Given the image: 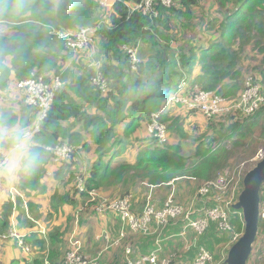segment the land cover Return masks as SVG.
I'll list each match as a JSON object with an SVG mask.
<instances>
[{
    "label": "trees",
    "instance_id": "16d2710c",
    "mask_svg": "<svg viewBox=\"0 0 264 264\" xmlns=\"http://www.w3.org/2000/svg\"><path fill=\"white\" fill-rule=\"evenodd\" d=\"M142 1L120 0L102 8L99 0H0V25L6 29L0 32V96L7 102L0 109V123L22 121L32 129L37 120L38 109L25 103L26 95L16 87L17 82L31 78L49 82L56 77L62 83L35 132L36 146L42 154L41 166L30 180L14 186V203L8 193L2 204L0 234L14 228L23 236V246L20 257L7 262L1 254L0 264H61L66 253L77 245L80 254L95 257L93 250L86 247L92 235L110 225L117 229L120 224L116 213L93 212L96 202L88 203L90 191L104 185H121L125 176L131 174L147 185L141 197L147 199L151 191V202L159 205L154 198L171 182L186 179L190 184L195 182L198 190L202 183L215 181L228 164L227 148L212 151L217 142L219 145L229 139L240 146L255 127L264 131V107L245 118L238 113L220 116L208 121L209 126L221 131L219 136L207 140L201 139V134L188 158L182 153L181 140L192 143V137L185 130L183 118L170 117L167 110L160 115L157 122L166 127L167 139L163 144L147 131L152 115L162 109L184 75L191 77V89L197 86L228 100L236 99L242 89L241 71L236 65L240 53L252 43V49L262 53L258 74L252 77L264 92V46L259 47L264 44V0H178L174 8L157 7L158 16L153 18L140 10L132 11ZM207 1L214 7L205 11ZM88 27L97 28L94 47L80 50L68 63L73 50L65 35ZM211 30L213 36L207 46L193 45L199 41L197 35ZM177 36L182 37L183 43L179 49L175 46ZM123 46L144 48L142 57L146 58L135 71L129 68ZM91 57L100 68L90 66ZM98 74L108 84L106 94L92 84ZM10 91L13 98L9 97ZM190 113L197 114L196 119L201 116L198 112ZM119 135L126 141L133 139L128 143L127 156L124 145V149L114 150ZM170 135L177 142H172ZM122 141L119 138L117 143ZM64 144L73 149L72 155L69 160L54 164L53 155L46 148ZM84 155L97 156L89 169L85 165L90 156L84 159ZM152 172L162 175L158 176L161 179H155ZM51 183L53 189L49 187ZM149 186H153L151 190ZM263 187L264 182L259 189V201L263 199ZM3 189L2 182L0 191ZM214 191L209 194V207L215 205ZM129 193L132 192L126 191L115 200ZM138 196L132 193L130 199L136 215L142 212L135 210ZM144 201L146 205L147 200ZM161 208L159 205L157 210ZM243 221L230 219L229 224L240 233ZM258 232H264L261 219L257 222L256 237ZM200 239L197 243L204 247ZM130 246L137 256L136 245ZM151 251L153 248L148 253ZM195 254L194 248L183 258L192 264ZM165 256L160 254V258Z\"/></svg>",
    "mask_w": 264,
    "mask_h": 264
},
{
    "label": "built area",
    "instance_id": "2783aa9c",
    "mask_svg": "<svg viewBox=\"0 0 264 264\" xmlns=\"http://www.w3.org/2000/svg\"><path fill=\"white\" fill-rule=\"evenodd\" d=\"M120 0H114L118 2ZM113 3V4H114ZM178 0H143L140 4L133 6L132 11H141L143 15L149 18L157 17V7H163L166 9L174 8L177 6ZM99 4L102 8H108L113 4L109 3V0H99ZM97 28H82L79 31L65 35L69 38L68 46L73 50H82L93 46V38ZM122 50L127 54L129 59V66L131 71H135L137 65L143 62V59L138 57V46L130 47L123 46ZM92 84L97 86L102 94H106L109 91L108 84L100 74L93 79ZM61 81L59 78H53L49 82H44L42 78H31L25 81L16 83V87L22 90L25 95V103L29 107L38 109V117L32 128L35 132L39 129V124L46 117L47 111L50 108L55 92L60 88ZM180 105L187 112H198L206 120H213L220 116H230L235 113L240 114L242 117H249L256 113L261 107H264V92L261 91L260 87L254 82L252 76L245 79L242 86L241 92L236 99L228 100L226 97L218 96L208 91L200 90L197 86L194 89L190 88V84L182 81L169 98L165 102L162 109L152 115L151 123L148 125L147 131L151 135L158 138V141L163 144L166 142V127L165 124H159L157 121L160 115L166 112L168 106ZM236 118V117H235ZM47 151L53 155V163L59 164L63 161L70 159L73 149L69 145L55 146L53 148L47 147ZM264 158V152L260 153L259 160ZM244 175V174H243ZM242 175V176H243ZM245 176V175H244ZM244 178V177H243ZM243 180V179H241ZM230 180L219 178L217 181L204 182L198 189V194L207 196L212 190L214 202H222L227 208L230 205L232 198L228 201H221L219 197H222L226 193V187L229 185ZM240 182H234L231 192L236 191L237 185ZM2 182H0V188ZM153 186L150 187L152 189ZM242 189V182H241ZM264 188V187H263ZM240 192V191H239ZM238 192V193H239ZM88 203L92 204L96 202L93 207V212L96 214H102L106 212L116 213L119 217L120 230L115 237L103 230L97 235L96 240L105 245L102 253L108 251L111 248H118L120 245L126 246L123 241L126 239L127 234L135 235L136 232H146L149 230L152 233L154 230H158L161 226H168L170 222L180 219L185 229L196 234V237L202 236L208 231L211 224L216 223L221 230H226L231 234V240L228 245L227 252L230 247L237 242L241 237L240 234H236L232 231L231 226L228 222V215L226 211L220 209L218 206L206 208L202 215L193 217L191 210L181 208L173 204L172 194L167 198L163 207L159 210L154 209L151 202V197H147V203L144 205L141 214L136 215L132 206H130L131 195L123 197L119 200L101 199L97 191L92 190L88 193ZM99 199V200H98ZM234 205V204H233ZM232 205V207H233ZM151 206V207H150ZM258 218L264 221V191L263 199L259 201L258 205ZM153 226H155L152 231ZM180 235H183L182 232ZM171 237V236H170ZM169 238V237H168ZM14 240L17 246H23V236H21L14 228L10 229L7 234H0V255L3 249V243L6 241ZM73 251L66 253L65 259L61 264H101V254L95 255V257H88L86 254H80L79 245H77ZM196 249V254L192 264H214L213 254L206 250L202 246L196 244L193 245ZM191 246L187 245L186 249H190ZM192 250V249H191ZM161 251V250H160ZM123 262L121 264H171L167 257L164 258L156 256L157 251L153 250L150 253L144 255L140 259H131L133 254L132 249L125 251L124 249ZM227 256V254H226ZM226 256L224 259L226 260ZM125 261V262H124Z\"/></svg>",
    "mask_w": 264,
    "mask_h": 264
},
{
    "label": "rangeland",
    "instance_id": "374dc122",
    "mask_svg": "<svg viewBox=\"0 0 264 264\" xmlns=\"http://www.w3.org/2000/svg\"><path fill=\"white\" fill-rule=\"evenodd\" d=\"M109 3L113 4L114 0H109ZM213 7L214 6H212L210 1H207L205 3V11H207L208 9H211ZM5 30L6 29L0 25V32H2V33L6 32ZM213 31L214 30L207 31V33L204 32L200 36L197 35L196 38L199 41L197 43L194 42L193 45L199 44L201 47L207 46L209 44V40L213 36ZM177 37H178V39L175 41V46L177 49H179V47L183 43L181 41L182 37L181 38L179 36H177ZM254 45H255V43H254ZM252 46H253V43L248 45L246 47V50L243 53H240L239 59H238L237 65H236V68L239 71H241V77L239 80V84H240L241 88L244 84L245 79L249 78V76L258 74L257 68L262 63V61H261L262 53H260V52L257 53L256 49H252ZM262 46H264L263 43L259 47H262ZM183 49H184V47H183ZM140 50H141V52H140ZM78 52H80V50L72 51L73 55L69 59L68 63L69 62L71 63L72 58L77 56ZM143 52H144V48L143 47L140 48V46H138V57L140 59L145 60L146 57L145 56H144L145 58L142 57ZM93 53H94L93 50H91V54H93ZM128 61H129V59H128ZM90 66H92L94 69L100 68V64L95 62L93 60V57H91ZM199 68L196 70L197 72H199ZM197 72H195V74ZM190 78L191 77L188 78L186 75H184V80H181L180 83L178 84V86L181 84L182 81H185V83L190 84V83H188V81L191 80ZM61 86H62V83H61ZM11 92L12 91L9 92V97L13 98V96H15V95L14 94L12 95ZM0 95H2V94L0 93ZM6 106H7L6 100L0 96V109L4 108ZM167 115L168 116L179 115L180 118H183L185 130L192 137V139H191L192 143L190 141H186L184 139L181 140V142L183 143V152L182 153L187 158L191 157L193 155L195 146L200 142L198 137L201 134H202L201 139L210 140L212 138H217L221 132L220 130H218V128L214 129L213 127H211V125L209 126L208 125L209 120H206L202 116H200L199 119H196L197 114L187 112L185 110V108H183L180 105H176L175 107L173 105L168 106ZM216 119L217 118L213 119L212 122L215 121ZM199 125H200V127H199ZM208 127H210V128H208ZM117 132L118 133L121 132V129L119 127H118ZM119 138L121 141L123 140L122 135H119V137L116 139V141H114V144H116L114 150H122V149H124V146H125V150L123 152L125 153V156H127V154L130 151V146L128 143L130 141L133 142V139L129 140V141L123 140L120 144H118L117 140ZM170 139H171V135H170ZM171 141L177 142V139L173 138V139H171ZM217 144H218V142H217ZM217 144H215L213 146L212 151H215L221 147L227 148L228 164L224 169H222L220 171V173H218L219 175L217 176L215 181H217L221 177L228 180V181L230 180L229 185L226 187V193L222 197H219L220 199H218V200L228 201L230 198H232V200L230 202L231 204L228 205L229 207H227V208L224 206V204L222 202H216V203L214 202L215 203L214 206H218L223 211L224 210L226 211V213L228 215V222L230 219L231 220L232 219H238V220L241 219L242 220V218H243L242 211H240V212L233 211L232 205L233 204L235 205L239 201V197L243 191L240 187L241 182H242L241 179H244L245 176L247 175V173L249 171H251L256 166V164L258 162H260V160H259L260 153L264 152V131H262V129L260 127H255L252 135L249 138H246L245 141L240 146L234 145L233 141L229 140V139L220 143L219 145H217ZM108 150H109V148L105 152H108ZM89 156H90V158L85 165V167L88 169L91 166V163L97 159V156H95V155H84L83 158L86 159ZM153 174H154L153 177L155 179H161V177H158V176H162V175H158L155 173H153ZM235 181L240 182V183H239V185H237L236 191H234V189H233V192L230 193L231 188L234 185L233 183ZM142 182L143 181L141 179H138L137 177H132L131 174H128L125 176L124 181L121 185H118L116 187L104 185L103 187H101L100 189L97 190V193L101 199H110V200H115L116 198L121 197L122 195L125 194L126 191L132 192L133 194H138L139 196L136 198L135 210L136 211H140V210L142 211V207L145 204L144 199L146 200V198L143 199L141 197V195H143L147 190V187H146L147 185L145 184V182L144 183H142ZM6 186L9 188L14 187V186H9L7 184H6ZM49 187L51 189H53L52 183L49 185ZM137 187L139 189L138 190L139 193H138V191H136ZM149 187H151V186H149ZM15 193H16L15 189H12L11 200L13 203H14V199H15L13 194H15ZM132 193H129L126 196L132 195ZM170 194H172L173 204L180 206L181 208H184L186 210L190 209L191 215L193 217H196L198 215H202L204 210L206 208H209V206L207 205V202L209 200V195L202 196V195L198 194L197 184L195 182H192V184H190L189 181L186 179L179 180L175 184H172V182H171V184L168 187L164 188L160 192L158 198L155 197L154 199L157 200L158 204L162 205V207H163L164 203L167 201V198L170 196ZM102 195H104V196H102ZM214 195H215V193H214ZM126 196H124V197H126ZM88 200H89V198H88ZM0 204H1V199H0ZM159 205L154 204V200L152 201V206L154 209H157V207H159ZM234 205H233V207H234ZM0 210H1V205H0ZM176 221H178V222L177 223L173 222L175 224H170V225L165 226V227L161 226L158 230H154L155 226H153L152 231L153 230L154 231L152 233H150L148 230L146 232H136L135 235H129L128 236V234H127V237L125 239L126 243L123 242V244L125 243V245H126L125 247H124V245H120V247H118V248L108 249L109 251H106L105 254L102 255V257H100V260L104 264H110L112 262V260L115 259V256H118V257L122 258V260H123L124 249L126 251V249L131 250V248L133 250V254H132L131 258L134 259V257H137V259H140V258L144 257V253L147 254L153 248V250L157 251V253H156L157 257H159L160 254L172 255V256L167 257V259L170 260V263L175 262V264L176 263L177 264H189L188 262H186L184 260L183 256H185L187 252L191 251V249H194V247H193L194 244L199 245L197 243V241L200 239L201 236L196 237V234L190 232L188 229H185V224L183 225V223L180 221V219H178ZM213 224H211L212 227L210 226V228L208 229L206 234L200 239V241H202V245L205 247V249L213 254L214 264H226L224 257L227 254L226 252L228 249V245H229L232 237H231V234L228 233V231L221 230L219 227L216 228V226L213 227L214 226ZM218 229H220V230H218ZM231 229L236 234L242 235V233H243L242 231H240V233H238V231L232 226H231ZM181 232L183 235H180ZM167 236H171V237L165 238ZM96 237H97V233L95 235L93 234L91 237V240H93V241L90 240L87 243L86 247L91 248V250H93V251H97V252H95V254H98L100 252V249L104 250L105 245L99 244L98 246H96L95 241H94ZM150 238H154V239L150 240ZM255 239L256 240L254 241V244L252 246V250L250 252L251 253L250 259L247 261L246 264H264V232H258V236ZM130 244L136 245L137 256H134V248L131 247ZM151 244H153L152 248H151ZM187 245H190L191 248L186 249ZM3 248H4V252H3L4 257L3 258L5 259L6 262H7V260L13 258L14 256L20 257V250H22V249L19 246L15 245L12 240H10L8 242H4ZM25 251H26V249H25Z\"/></svg>",
    "mask_w": 264,
    "mask_h": 264
},
{
    "label": "clouds",
    "instance_id": "9594fccd",
    "mask_svg": "<svg viewBox=\"0 0 264 264\" xmlns=\"http://www.w3.org/2000/svg\"><path fill=\"white\" fill-rule=\"evenodd\" d=\"M34 137V131L22 121L0 123V182L17 186L37 173L42 154Z\"/></svg>",
    "mask_w": 264,
    "mask_h": 264
},
{
    "label": "water",
    "instance_id": "95a60500",
    "mask_svg": "<svg viewBox=\"0 0 264 264\" xmlns=\"http://www.w3.org/2000/svg\"><path fill=\"white\" fill-rule=\"evenodd\" d=\"M264 182V158L247 173L242 180L243 191L239 201L234 205L241 210L244 229L241 237L229 249L226 264H246L257 233L259 189Z\"/></svg>",
    "mask_w": 264,
    "mask_h": 264
},
{
    "label": "crops",
    "instance_id": "0c3cea01",
    "mask_svg": "<svg viewBox=\"0 0 264 264\" xmlns=\"http://www.w3.org/2000/svg\"><path fill=\"white\" fill-rule=\"evenodd\" d=\"M175 107V106H174ZM174 116H179V115H174ZM171 117V116H170ZM168 185H170V184H168ZM12 189H14V187H7L6 186V184L4 183V189L2 190V191H0L1 193H0V199H1V209H2V204H3V202H4V200H5V196L9 193V194H12ZM173 191V190H172ZM151 192V191H150ZM149 192V197H151V200H152V196H151V193ZM1 211V210H0ZM15 214H14V216H13V219H12V224L15 226L16 224H15ZM119 224H120V222H119ZM117 229H119L120 230V227L118 226L117 227ZM117 229H115V228H113V226H111L110 225V227L109 228H106V229H104L105 231H107V232H109L111 235H112V237H115L116 235H117V233H118V230ZM103 231V230H102ZM101 231V232H102ZM101 232H99V233H97V235L98 234H100ZM22 236V235H21ZM95 245L96 246H98L99 244H103V243H101V242H98L97 240H96V238H95ZM6 242H8V241H6ZM198 246H200V245H198ZM109 251V250H108ZM3 252H4V248L2 249V253L1 254H3ZM93 253H95V252H97V251H92ZM106 252V251H105ZM105 252H103L102 253V250L100 249V252L98 253V254H101V257H102V255H104L105 254ZM98 254H96V255H98ZM4 257V256H3ZM13 258H15V256L13 257ZM5 260V259H4ZM10 260V259H9ZM9 260H7V261H9ZM123 262V260H122V258H120V257H118V256H115V259L114 260H112V262L110 263V264H121ZM45 264H48L47 262H45ZM102 264H104L103 262H102Z\"/></svg>",
    "mask_w": 264,
    "mask_h": 264
}]
</instances>
